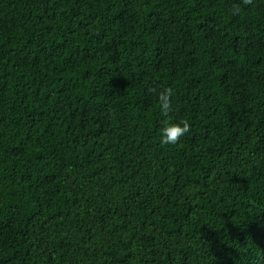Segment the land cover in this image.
<instances>
[{"label": "trees", "instance_id": "trees-1", "mask_svg": "<svg viewBox=\"0 0 264 264\" xmlns=\"http://www.w3.org/2000/svg\"><path fill=\"white\" fill-rule=\"evenodd\" d=\"M0 264H264V0H0Z\"/></svg>", "mask_w": 264, "mask_h": 264}, {"label": "clouds", "instance_id": "clouds-1", "mask_svg": "<svg viewBox=\"0 0 264 264\" xmlns=\"http://www.w3.org/2000/svg\"><path fill=\"white\" fill-rule=\"evenodd\" d=\"M235 11L239 12V9H236ZM172 96L173 91L171 89H166L162 93H160L159 110L164 116H167L172 108ZM189 130L190 125L187 120H169L163 123L159 128V143L162 146L176 145L181 137L185 136V134H187Z\"/></svg>", "mask_w": 264, "mask_h": 264}]
</instances>
